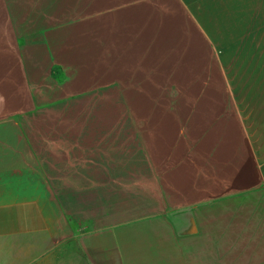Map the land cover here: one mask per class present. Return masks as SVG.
Masks as SVG:
<instances>
[{
  "label": "crops",
  "instance_id": "obj_1",
  "mask_svg": "<svg viewBox=\"0 0 264 264\" xmlns=\"http://www.w3.org/2000/svg\"><path fill=\"white\" fill-rule=\"evenodd\" d=\"M198 15L190 0H0V264H77L53 196L92 219L140 204L85 234L96 264H264V42L214 45ZM95 91L146 109L148 141H77Z\"/></svg>",
  "mask_w": 264,
  "mask_h": 264
},
{
  "label": "rangeland",
  "instance_id": "obj_2",
  "mask_svg": "<svg viewBox=\"0 0 264 264\" xmlns=\"http://www.w3.org/2000/svg\"><path fill=\"white\" fill-rule=\"evenodd\" d=\"M190 4L199 8L198 16L201 17L198 19L205 25L210 38L215 41L214 45H224L228 42H264V0H190ZM89 98L91 109L88 108V111L91 116H86L82 122L80 120L83 117H78L77 141H148L146 109L143 114H134L130 108H125L123 112L121 107H100L101 103H106V97L100 95L99 91L93 92ZM114 100H117L116 97H108V103ZM122 149L118 156L121 162L127 160L136 163L139 160L132 157L131 150L127 151V148L123 147ZM53 197L58 209L57 225L62 241H66L65 238L69 235L76 236L77 264H96L95 259L90 261L84 252L86 233L93 231V234H100L110 231L136 221V217L143 214L140 204L132 207L128 202L125 205L118 202V208L106 209L102 215L92 219L81 206L68 198H61L58 204V199ZM110 204L114 206V203ZM124 207L132 208L123 211ZM126 220L131 222L124 223Z\"/></svg>",
  "mask_w": 264,
  "mask_h": 264
},
{
  "label": "trees",
  "instance_id": "obj_3",
  "mask_svg": "<svg viewBox=\"0 0 264 264\" xmlns=\"http://www.w3.org/2000/svg\"><path fill=\"white\" fill-rule=\"evenodd\" d=\"M81 101V100H80ZM80 101L77 99L76 100V104L77 105H79V106H81L82 105V110L83 109H85V111H86V113L85 114H83L82 115V117H83V119L86 117V116H91V113L88 111V108H90L91 109V106L89 105V101H90V98H87V99H82V103H80ZM102 102V101H101ZM109 101H108V99H106V103H101V105H100V107H104V108H110L111 106L112 107H116V108H118L119 109V107H120V105L118 104V103H116V100H114L113 102H111V103H108ZM81 105H80V104ZM78 113H79V111H78ZM83 120H81V122H82ZM48 125L49 126H51V127H53V124H45V129H47V127H48ZM42 126H44V124H42ZM78 124H77V128H78ZM107 129V128H106ZM50 132V135H49V139H48V141H54V137H53V135L55 134V132H52V131H49ZM77 132V135H78V131H76ZM49 134V133H48ZM52 135V136H51ZM71 136H72V133H71ZM98 142H100V141H98ZM130 142V141H129ZM117 142L116 141H110V144H116ZM122 143V145H124V143L125 144H128V142H121ZM121 143H118L119 145H121ZM113 152L114 153H119V152H121L120 151V149L119 148H116V147H114V149H113Z\"/></svg>",
  "mask_w": 264,
  "mask_h": 264
}]
</instances>
